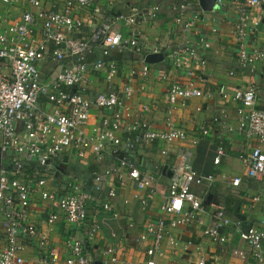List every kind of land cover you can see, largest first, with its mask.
I'll return each instance as SVG.
<instances>
[{
  "label": "built area",
  "instance_id": "built-area-1",
  "mask_svg": "<svg viewBox=\"0 0 264 264\" xmlns=\"http://www.w3.org/2000/svg\"><path fill=\"white\" fill-rule=\"evenodd\" d=\"M22 1L1 0L5 6ZM46 1L24 0L27 9L11 22L0 9V149L18 176L8 174L6 162L0 167V232L6 240V245L0 248V264H26L21 252L24 246L18 241L23 237H38L47 244L48 234L27 219L29 207L37 197L49 204L46 221L50 227L64 215L69 224L88 222V237L94 238L105 226V217L90 212L91 195L76 176L59 190L48 186L47 176L53 171L51 164L55 158L68 149H74L79 157L91 149L101 157L110 144L116 146L113 151L118 152L120 145L131 150L155 140L165 143L185 140L189 137L188 131L177 123L173 114L178 106L185 107L193 97L212 98L217 94L238 103L237 125L227 124L226 127L258 139L259 143L252 146L250 152L241 153L240 158L255 173L264 175V107H256L259 90L254 84L231 92L225 84L216 90L210 84L199 86L193 79L172 80L166 90L170 110L164 130L153 129L145 120H135L127 127L129 136H114L110 130H119L123 121L112 116L104 117V126L94 127L91 133L86 130L92 106L112 110L120 103L116 89L98 91L91 96L89 73L104 72L107 80L112 81L119 73L120 60L130 52L134 55L130 58H135L144 77L154 64L146 61L151 53H163L161 62H171L177 71L195 76L206 64L204 50L211 47L206 25L217 22L227 9H234V20L228 26L241 46L239 64L245 68L264 63V28L260 45L252 49L247 45L248 36L258 29L257 23L264 21V0H216L211 10L203 9L199 0L167 2L174 16L173 23L185 36L182 44L177 43V36L170 35L174 31L172 27L167 31L166 40L159 44H153L144 33V29L153 26L160 17L165 0H151L148 5L124 1L125 6L128 3L126 9L120 5L123 0H67L58 10L47 8ZM212 31H218V27L213 25ZM44 64L50 68L48 80L44 78ZM134 73L136 70L130 75ZM126 92L131 94L133 88L127 86ZM42 98L53 108L41 109ZM215 121L219 123L221 119L215 117ZM199 128L204 136L209 134L208 127ZM192 141L196 144L198 139ZM225 153L224 146H218L214 162L218 164ZM34 158L42 167V174L30 182L21 180L19 175L24 164ZM112 172L119 180L128 173L144 186H150L156 179L154 172H145L141 179V170L126 155L105 171L106 174ZM204 180L213 181V176L200 174L188 163L173 165L168 195L161 205L162 213L169 217L149 219L136 239L149 242L147 264H156L154 256L164 238L171 245L178 243L171 233L172 228L200 221L203 199L193 192L192 185ZM241 183L242 178H232L234 186ZM106 193L98 207L112 212L116 218L119 214L112 204L116 189ZM134 196L141 199L143 205L147 203L139 193ZM215 215V223L204 229L205 236L215 243L228 242L225 229L233 228L245 246L233 247L230 252L242 258L249 253L257 264H264V218L258 228L245 226L240 218H231L223 207H219ZM112 234L117 237L116 232ZM66 241L71 250L67 264H95L81 239L69 236ZM101 257L103 264H131L120 256L114 244L103 247ZM40 264L49 262L44 258ZM196 264H218V257L209 263L202 255Z\"/></svg>",
  "mask_w": 264,
  "mask_h": 264
},
{
  "label": "crops",
  "instance_id": "crops-1",
  "mask_svg": "<svg viewBox=\"0 0 264 264\" xmlns=\"http://www.w3.org/2000/svg\"><path fill=\"white\" fill-rule=\"evenodd\" d=\"M66 1L47 0L46 6L58 10ZM124 1L140 5L151 3V0H123L120 4L123 9H126L128 4L125 6ZM169 1L172 0H165L156 23L144 29L145 35L153 44L164 42L171 27L174 31L170 35L177 36V43L182 44L185 39L184 34L173 23V13L166 5ZM27 7L24 0L18 5L10 6H5L0 0V9L9 22L19 18ZM233 20L234 9H227L217 22L206 25L205 31L211 40V47L204 50L206 64L195 76L177 71L171 62H158L152 65L149 75L144 77L139 70V64L134 61L135 58H130L134 56L130 52L120 60L119 73L112 81L107 80L104 72L89 73L87 78L91 96L98 91L116 89L119 92L120 103L112 110L92 106L87 132L91 133L96 126H104L105 116L117 117L123 121L119 130H110L114 136L123 138L129 136L127 127L135 120H145L153 129L164 130L170 110V104L165 98L166 90L172 80L193 79L199 86L206 87L210 84L216 90L221 84H225L231 92L254 84L259 90L256 107L263 108L264 63L245 68L239 64L238 54L241 46L228 26ZM213 25L218 27V31H212ZM257 26L258 29L247 38L249 49L260 45L264 21H259ZM42 68L44 78L48 80L50 68L45 64ZM133 70H136V73L130 75ZM231 71L234 74H230ZM165 73L170 75L164 77ZM202 79L207 81L203 82ZM127 86L133 88L131 94L126 92ZM39 103L41 109L53 108V105L44 98L40 99ZM237 106L236 101L221 98L217 94L212 98L193 97L185 107L178 106L173 115L177 123L188 131L189 137L185 140H174L169 143L155 140L149 145L140 144L131 150L120 145L118 152H114L116 146L110 144L101 157L91 149L81 157L75 155L74 149L64 151L52 161L53 171L47 176L48 186L59 190L68 179L76 176L91 195L90 212L97 213L100 218L105 217L107 222L94 238L88 237V222L80 225L69 224L64 215L51 228L46 221L49 204L37 197L29 207L27 219L48 234V241L47 244H43L38 237H23L18 240L24 246L21 252L26 258V264H40V260L44 258L49 264H67V258L71 256L66 241L69 236H75L83 241L85 250L95 264H103L101 251L110 244H114L120 256L131 264H147L149 256L146 254V247L149 242L136 239L149 219L166 216L162 213L161 205L168 195L172 168L177 162L192 165L204 176L212 175L213 181L204 180L200 184L192 185L193 192L203 199L204 210L200 214V221L172 228L171 233L178 243L171 245L169 240L164 238L159 252L154 256L156 264H196L202 255L207 257L209 263H212L216 256L218 264H257L249 253L242 258L230 252L233 247L245 246L239 239L237 230L225 229L228 242L220 243L211 241L204 234V229L215 223V213L219 207H223L231 218L242 219L245 226L260 228L264 218V175L255 173L240 158L241 153L250 152L252 146L259 141L254 136L250 137L237 129L230 130L226 127L227 124L236 127ZM215 117L221 121L216 122ZM201 126L209 128L208 135L204 136L201 133L199 128ZM193 138L198 139L196 144L193 143ZM220 145L224 146L226 153L216 164L214 158ZM125 155L139 167L142 172L141 179L145 172L156 173L153 184L144 186L141 180L131 178L128 173L123 180H119L117 174L113 172L105 173ZM5 157L4 162L9 165L10 162ZM39 167L36 158L26 161L19 175L20 179L27 182L34 180L42 174V167L41 169ZM235 177L242 178L239 186L232 184V178ZM112 188H115L117 193L112 200L113 210L119 214L116 218L112 216V212L98 207V203L106 198V192ZM136 192L146 199L145 205L141 199L134 196ZM113 232L117 233V237L113 236ZM5 241V236L0 232V248L6 245Z\"/></svg>",
  "mask_w": 264,
  "mask_h": 264
},
{
  "label": "water",
  "instance_id": "water-1",
  "mask_svg": "<svg viewBox=\"0 0 264 264\" xmlns=\"http://www.w3.org/2000/svg\"><path fill=\"white\" fill-rule=\"evenodd\" d=\"M199 1H200L199 4H201L202 8L205 10H211L215 6L214 2H216V0H199ZM163 59H164L163 53H151L146 56V61L149 63H158L161 62ZM3 163H4V156L0 149V167L3 165Z\"/></svg>",
  "mask_w": 264,
  "mask_h": 264
},
{
  "label": "trees",
  "instance_id": "trees-1",
  "mask_svg": "<svg viewBox=\"0 0 264 264\" xmlns=\"http://www.w3.org/2000/svg\"><path fill=\"white\" fill-rule=\"evenodd\" d=\"M120 57H122V56H120ZM10 162V161H9ZM7 163V162H6ZM26 164V163H25ZM25 164H24V167H25ZM7 166H8V174L11 176V177H18L16 174H15V172H14V170H13V168L12 167H10V163H9V165L7 164ZM24 167H23V169H24ZM23 169H22V171H23ZM39 169H41V166L39 167ZM41 171V170H40Z\"/></svg>",
  "mask_w": 264,
  "mask_h": 264
}]
</instances>
